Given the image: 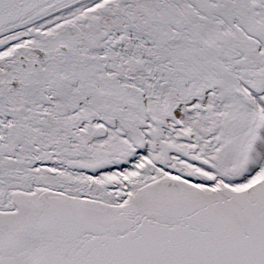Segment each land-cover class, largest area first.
<instances>
[{
  "label": "snow or ice",
  "instance_id": "snow-or-ice-1",
  "mask_svg": "<svg viewBox=\"0 0 264 264\" xmlns=\"http://www.w3.org/2000/svg\"><path fill=\"white\" fill-rule=\"evenodd\" d=\"M0 264H264V0H0Z\"/></svg>",
  "mask_w": 264,
  "mask_h": 264
}]
</instances>
